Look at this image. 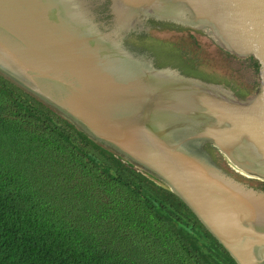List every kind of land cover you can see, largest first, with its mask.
Here are the masks:
<instances>
[{
  "label": "water",
  "instance_id": "1",
  "mask_svg": "<svg viewBox=\"0 0 264 264\" xmlns=\"http://www.w3.org/2000/svg\"><path fill=\"white\" fill-rule=\"evenodd\" d=\"M84 10L101 36L74 26L58 0H0V72L161 177L240 264L263 262L264 193L228 179L187 143L207 140L241 166L236 151L257 150L258 166L246 169L264 177V0H87ZM176 24L254 59L257 90L239 99L221 66L182 58ZM122 57L138 72L115 69ZM183 103L190 120L167 121ZM181 127L191 132L175 142Z\"/></svg>",
  "mask_w": 264,
  "mask_h": 264
},
{
  "label": "trees",
  "instance_id": "2",
  "mask_svg": "<svg viewBox=\"0 0 264 264\" xmlns=\"http://www.w3.org/2000/svg\"><path fill=\"white\" fill-rule=\"evenodd\" d=\"M58 1L74 26L100 35L88 22L87 0ZM176 25L182 58L221 66L239 99L257 90L254 59L231 54L204 28ZM125 64L122 57L113 67L138 72ZM177 132L175 142L187 129ZM187 147L222 175L235 171L240 186L246 176L249 191L264 193V177L246 169L258 166L257 151L240 155L244 169L209 142ZM0 264L240 263L161 177L0 72Z\"/></svg>",
  "mask_w": 264,
  "mask_h": 264
},
{
  "label": "flooded vegetation",
  "instance_id": "3",
  "mask_svg": "<svg viewBox=\"0 0 264 264\" xmlns=\"http://www.w3.org/2000/svg\"><path fill=\"white\" fill-rule=\"evenodd\" d=\"M199 89H201V90H203L204 89V92L205 93H207V94H210L212 97H217V98H220V97H223V98H226V96H224V95H216V94H213L209 89L207 90L206 89V86H203L202 88L201 87H199ZM227 99V98H226ZM229 100V99H228ZM232 101H234V100H232ZM191 104L190 103H183L182 105H181V112H168L166 115H167V121H180V120H183V119H185L186 121H189L190 119V116H189V114H190V109L188 108L189 106H190ZM199 121H201V120H199ZM167 129H168V127L167 126H165V125H162V124H158L157 125V133L158 134H160V135H166V133H167ZM180 129H189V132H191V128L190 127H181V128H177L176 130H175V132L173 133V137H175L176 135H177V131L178 130H180ZM187 134H188V132H187ZM201 139V138H200ZM203 140V139H202ZM203 143H205V142H207V140L205 141V140H203L202 141ZM249 151H251V149H250V147H248V148H246V149H244V150H241V149H238L237 151H236V156H237V158L239 159V160H241V158H240V155H242V154H247V152H249ZM257 151V150H256ZM224 154V153H223ZM224 155H226V154H224ZM227 156V155H226ZM231 161V160H230ZM232 163H234L233 161H231ZM242 163H243V166H241V165H238V164H236V163H234L235 165H237V166H239L240 168H244L245 169V164L247 163V162H243L242 161ZM259 249H260V251H259V253H262L263 251H264V248L262 247V246H260L259 247ZM263 262H260L259 264H264V260H262Z\"/></svg>",
  "mask_w": 264,
  "mask_h": 264
},
{
  "label": "rangeland",
  "instance_id": "4",
  "mask_svg": "<svg viewBox=\"0 0 264 264\" xmlns=\"http://www.w3.org/2000/svg\"><path fill=\"white\" fill-rule=\"evenodd\" d=\"M208 156H209V158L212 160V161H214L215 160V155H214V153L213 152H210L209 154H208ZM224 174H225V177H227L228 179H232L233 181H236V182H238V174L235 172V171H227V170H224V171H222ZM244 177H246V176H242V177H240V181L239 182H241L240 184L243 186V187H245V188H247V189H249L248 188V186H247V184H246V179L244 178ZM252 191V190H251Z\"/></svg>",
  "mask_w": 264,
  "mask_h": 264
},
{
  "label": "bare ground",
  "instance_id": "5",
  "mask_svg": "<svg viewBox=\"0 0 264 264\" xmlns=\"http://www.w3.org/2000/svg\"><path fill=\"white\" fill-rule=\"evenodd\" d=\"M213 145V144H212ZM214 146V145H213ZM215 147V146H214ZM218 151H220L217 147H215ZM221 152V151H220ZM223 153V152H222ZM226 156V155H225ZM228 158V157H227ZM229 159V158H228ZM216 168V167H215Z\"/></svg>",
  "mask_w": 264,
  "mask_h": 264
}]
</instances>
